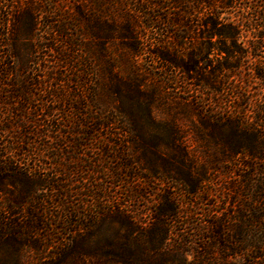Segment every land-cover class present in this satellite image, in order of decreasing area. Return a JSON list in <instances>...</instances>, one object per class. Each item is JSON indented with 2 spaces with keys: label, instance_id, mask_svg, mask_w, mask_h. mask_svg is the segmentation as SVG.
Here are the masks:
<instances>
[{
  "label": "trees",
  "instance_id": "trees-1",
  "mask_svg": "<svg viewBox=\"0 0 264 264\" xmlns=\"http://www.w3.org/2000/svg\"><path fill=\"white\" fill-rule=\"evenodd\" d=\"M4 1L8 7L14 0ZM91 1L81 0V5L76 6L70 16L54 12L53 17L43 20L48 30L53 33L49 38L36 35L40 25L36 11L42 12V9L37 10L38 7L30 2L17 6L12 28L9 26L7 31L0 30V38L11 32V37L0 44V71L5 76H17L20 72L21 78L17 80H32L29 76L32 71L30 64L20 67L16 65L17 43L24 38L47 40V43H41L40 46L55 53L53 56L56 64L52 65V69L59 65L76 69L79 60V64L85 61L83 55L88 56L85 65L88 62L90 64L94 51L103 58L109 38L124 45L119 61L112 57L109 63L103 61L101 65L102 72L107 75L106 81L99 79L93 96L98 102L96 112L99 117L78 119L82 136L93 137L92 132L103 127L121 129L132 134L135 148L154 154L152 162L157 163L164 144L173 151L166 163L189 165L197 169L194 167L197 155L194 152L188 155L185 149L187 145L182 139L184 135L180 131V117L186 119L192 136L203 141L200 145L204 147L203 162L207 165L190 177H173L185 185L188 194L198 195L200 184L211 181L212 176L207 173L208 169L226 174L237 167L240 172V208L234 216L222 214L210 217L208 221L213 234L208 239L213 243L206 248L212 250L217 246L224 264L229 258L236 256L241 257L242 264H264V0H133L136 2L135 15H129L130 12L127 11V14L121 13L120 17L111 15L110 23L104 29L100 28L101 24L90 12L88 5ZM126 1L128 2L119 0V7L124 6ZM1 17L3 14L0 7V19ZM1 27L6 29V24L0 22ZM162 27L166 28V37L169 40L166 43L165 39L155 33L157 47L150 52L162 64L165 73H179L182 78L179 81V92L183 94L177 96L175 112L171 110L175 115L170 126L161 125L158 117L160 115L156 110L163 101L159 90L172 80L165 78L166 75L157 77L158 73L143 68L139 56L146 50L140 47L136 38L138 32L140 35L145 34L141 29H155L158 32ZM82 38L93 41L86 44V54L82 53ZM189 40L200 42L187 47ZM245 40L249 45L244 44ZM4 47L8 49L5 50ZM54 72L57 74V71ZM68 80L74 78L64 75L61 81ZM75 82L77 86H83L79 77ZM253 86L256 89L254 92L250 90ZM25 88L30 89L31 86H17L14 90ZM225 91H228V97L224 96ZM82 108L86 106L82 105ZM23 114L18 116H24ZM80 114L86 116L88 113L81 111ZM19 121L23 122L21 119ZM19 127L21 131L18 135L13 134L7 141L8 144L16 148L20 143L29 145L35 142V139L30 140L26 136V133L34 134L29 125L24 126L21 123ZM22 128L29 130L22 131ZM161 130L168 133L165 141L156 137V131L162 132ZM39 133L38 128L35 138ZM61 145L63 144L59 140L55 144ZM71 152L75 151L63 150V154ZM145 163L155 176L157 166L149 161ZM2 167L5 168L4 165ZM29 175L37 176V170L31 168ZM52 183L50 180L35 183L37 188L30 195L35 196V203L43 201L38 198L37 190L45 184L54 186V181ZM57 189L63 195L64 185L59 184ZM0 191L4 189L0 187ZM30 197L15 198L12 208L18 211L23 201ZM163 198L166 205L152 213L151 218L154 220L148 225L149 228L140 227L132 211L115 210L114 216L121 221L122 227L113 233L111 248L99 249V254L112 259L111 264H175L162 249L173 218L180 210L172 202V199L177 200L176 196L166 193ZM32 207V212L36 211L37 207ZM40 218L42 222L43 219ZM34 219L37 221V215ZM8 224L0 221V238L9 243L10 240H16L20 232L7 235ZM31 235L35 236L33 247L42 253L56 239L53 233L37 234L32 231L28 236ZM41 239L45 242L42 243ZM68 242L67 255L82 257L91 253L80 234H73ZM59 244L60 242L57 245ZM25 245L20 244L18 249L13 248L14 251L8 250V257H12L13 261L5 264H25V258L21 259L25 257L22 253ZM62 250L61 247L56 255L45 257L47 261L36 264H64L66 254ZM210 250L204 252L202 257L209 255Z\"/></svg>",
  "mask_w": 264,
  "mask_h": 264
},
{
  "label": "rangeland",
  "instance_id": "rangeland-1",
  "mask_svg": "<svg viewBox=\"0 0 264 264\" xmlns=\"http://www.w3.org/2000/svg\"><path fill=\"white\" fill-rule=\"evenodd\" d=\"M80 1L14 0L7 7L5 1L0 0L3 14L0 22L6 24V29L1 27L0 30L7 31L9 26L12 28L16 7L30 2L31 5L38 7L37 10L42 9V12L36 11L38 23L40 22L36 35L49 38L53 33L48 30L43 20L53 17L55 13L70 16L74 8L81 5ZM135 3L128 0L124 6L119 7V0H92L88 7L95 20L101 24L100 28L104 29L109 25L111 15L120 17L121 13L126 11L130 12L129 15H135ZM79 28L81 29V25ZM141 31L145 34L140 35L138 32L136 38L140 42V47L146 50L139 56L143 68L158 73L157 77L166 75L165 78L172 80L159 90L163 101L156 110L160 115L156 113V116L160 117L161 125L170 126L175 115L171 110L175 112L177 96L183 94L179 92L181 88L179 81L182 78L179 73H165L162 64L150 52L157 47L155 33L168 42L166 28L162 27L158 32L148 28ZM8 37H11L10 31L0 38V44ZM108 40L103 58L97 56L94 51L90 64L88 62L85 65L88 56L83 55L85 61L79 64V60L76 69L60 65L52 69V65L56 64V58L53 56L55 53L40 46L41 43H47V40L24 38L17 43L16 65L20 67L26 63L30 64L32 71L29 76L32 80L30 82L17 80L21 78L20 72L17 76L15 74L5 76V73L0 71V187L4 189L0 191V221L11 224L7 226V235L20 232L17 241L10 240L8 243L6 239L0 238V263L13 261L12 257H8L7 251H14L20 244H26L22 248L25 257H21L25 258V264L47 261L45 257L56 255L61 247L66 254L64 264H111L112 259L100 255L98 250L110 249L113 233L122 227L121 221L115 218L113 212L117 209L132 211L137 224L142 228H149L148 225L154 220L151 218L152 213L165 207L163 197L169 193L177 197V200L172 199V202L178 206L180 212L173 218L162 252L169 254L175 264H224L217 246L212 250L206 248L213 243L208 239L213 234L208 220L212 216L225 214L230 217L236 214L242 199L238 192L240 172L237 167L226 174L208 169L207 173L212 176L211 181L200 184L198 195L188 194L185 185L173 177H190L202 171L207 165L203 162L204 147L200 145L203 141L192 136L186 119L180 117V131L184 135L182 139L187 145L185 149L188 155L193 152L197 155V163L194 165L197 169L189 165L166 163L173 151L164 144L157 157V163L152 162L154 154L135 148L132 134L121 129L103 127L99 131H93V137L82 136V130L78 128L80 125L78 119L99 117L96 112L98 102L93 96L97 87L95 84L99 83V79L103 78V81H106L107 75L102 72L101 65L103 61L109 63L112 57L119 61L124 50V45L118 41L110 38ZM81 42L84 45L82 53L86 54V44L93 41L82 38ZM199 42L189 40L186 46L192 47ZM244 44L249 45V42L245 40ZM54 71H57V74ZM123 72L126 73L124 70ZM64 75L70 79L73 77L74 80L62 82ZM78 77L83 82L82 87L77 86L75 82ZM22 85L31 88L14 90V87ZM145 88L149 89V86ZM250 90L256 91L255 86ZM227 92H224L225 97L229 96ZM82 105L86 108L83 109ZM81 111L88 114L81 116ZM20 113H24V116H18ZM20 119L23 122H20ZM21 123L24 126L29 125V129L34 131V134L26 133V136H29L30 140L35 139V142L29 145L20 143L15 148L7 141L13 134L18 135ZM38 128L40 133L35 138ZM29 129L22 128V131ZM167 134L165 131H156V137L162 141L167 139ZM58 140L63 145L55 146ZM79 142L84 144L81 145ZM63 150L75 152L63 154ZM145 161L157 166L155 176ZM31 168L37 170V176L29 175ZM49 180L50 183L54 181L55 185L45 184L37 190L38 198H42L43 201L35 203L33 201L35 196L30 197L37 188L35 183ZM59 184L64 185L63 195L57 189ZM25 196L30 198L23 201L18 211L12 208L15 198L23 199ZM32 206L37 207L36 211L32 212ZM35 215L37 221L34 219ZM40 217L43 219L42 222ZM32 231L37 234L53 233L56 239L45 252H38L33 247L35 236H28ZM73 234H80L84 238V244L90 254L82 257L67 255L70 243L68 241ZM44 242L43 239L42 243ZM208 249L210 254L202 257L204 252L209 251ZM242 262L241 257L236 256L229 258L225 264Z\"/></svg>",
  "mask_w": 264,
  "mask_h": 264
}]
</instances>
